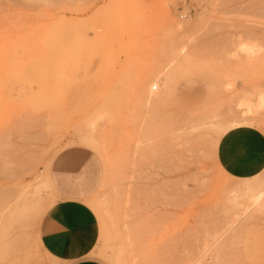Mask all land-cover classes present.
Here are the masks:
<instances>
[{"label":"rangeland","instance_id":"374dc122","mask_svg":"<svg viewBox=\"0 0 264 264\" xmlns=\"http://www.w3.org/2000/svg\"><path fill=\"white\" fill-rule=\"evenodd\" d=\"M263 125L264 0H0V264L47 262L72 146L97 162L98 260L264 264V165L237 173L227 142Z\"/></svg>","mask_w":264,"mask_h":264},{"label":"crops","instance_id":"0c3cea01","mask_svg":"<svg viewBox=\"0 0 264 264\" xmlns=\"http://www.w3.org/2000/svg\"><path fill=\"white\" fill-rule=\"evenodd\" d=\"M238 139L240 155L234 170L247 174L260 169L264 165V125L261 130L232 131L227 142ZM256 156L260 159L255 160ZM96 175L95 156L86 147H68L53 159L50 177L59 198L40 225L39 242L48 258L45 264H105L92 255L100 231L95 215L84 202L94 190Z\"/></svg>","mask_w":264,"mask_h":264},{"label":"bare ground","instance_id":"6f19581e","mask_svg":"<svg viewBox=\"0 0 264 264\" xmlns=\"http://www.w3.org/2000/svg\"><path fill=\"white\" fill-rule=\"evenodd\" d=\"M239 125V122L237 121H233L232 124L226 126V128L223 129V131L225 132L226 130L232 128V127H235V126H238ZM245 189H250L251 185L250 184H246L245 186ZM6 208V207H5ZM7 240V239H6ZM112 260V259H111ZM117 263V262H116Z\"/></svg>","mask_w":264,"mask_h":264}]
</instances>
